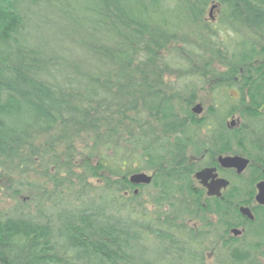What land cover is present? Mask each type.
I'll return each instance as SVG.
<instances>
[{
    "label": "trees",
    "instance_id": "1",
    "mask_svg": "<svg viewBox=\"0 0 264 264\" xmlns=\"http://www.w3.org/2000/svg\"><path fill=\"white\" fill-rule=\"evenodd\" d=\"M173 1L167 7L165 0H0V163L27 166L40 155L55 186L88 178L102 183L97 200L61 210L57 222L42 209L39 219L28 213L0 215V264H160L136 247L141 222L119 215L132 209L134 188L147 185L131 184L129 175L150 171L156 202L173 208L172 221H164L171 228L182 214L192 218L211 210L193 190L198 167L188 153L197 156L206 146L197 130H231L224 153H256L258 131L264 130V70L254 61V45L222 58L225 69L200 58L201 78L237 92L225 110L208 108L207 120L189 109L193 95L181 111L164 89L161 75L172 64L162 51L175 42L183 21L202 20L211 1L222 3L232 23L261 31L264 0ZM37 9L85 27L90 38L83 47L94 60L90 67L61 60L31 42L29 14ZM185 58L194 68L197 63ZM233 115L229 127L226 119ZM40 135L49 137L41 149ZM78 138L79 164L71 160ZM60 144L63 161L55 150Z\"/></svg>",
    "mask_w": 264,
    "mask_h": 264
},
{
    "label": "rangeland",
    "instance_id": "2",
    "mask_svg": "<svg viewBox=\"0 0 264 264\" xmlns=\"http://www.w3.org/2000/svg\"><path fill=\"white\" fill-rule=\"evenodd\" d=\"M210 3L203 10L202 20L183 21L175 42L168 44L162 51L163 57L172 64L171 70L161 75L164 89L173 95L175 104H180L181 107L178 106L181 111L185 106V99L193 95L189 109L196 103L201 104L202 112L197 114L196 118L205 117V120L212 116L208 113V108L225 110L227 104L237 96V92L233 88L215 87V81L209 76L201 78L196 71L201 65L200 58H211L212 66L216 69H225L222 58L228 57L233 50H242L245 43H249V46L252 44L255 48L262 44L261 37L252 28L240 23L234 24L230 18L226 20L227 11L222 3L216 2L219 6H215L209 17ZM164 4L171 7L174 1L165 0ZM172 14L167 13L170 20L173 18ZM27 33L31 42L61 60L79 64L84 61L85 67H90L94 62L85 54L86 49L83 47L88 45L83 40L90 38L85 27L67 22L50 9H37L34 14H29ZM185 57L192 59L198 65H192L194 66L192 68ZM258 58L256 56L254 61L257 62ZM232 119L236 121V116H229L226 121ZM153 127L158 132L157 127L155 125ZM201 129L198 134L203 135L206 128ZM48 138L40 135L36 139L39 149ZM81 141L80 138L75 140L77 152H71V160L77 164L82 158L79 153L83 152ZM64 149L62 144L55 147L61 161L66 158L63 154ZM39 156L27 162V166L19 164L20 162L18 165L0 163L1 216L28 213L39 219L38 212L42 209L44 214L51 215L52 220L57 222L56 216L61 210L97 200L102 186L100 180L88 178L87 183L83 184L75 180L69 184L62 181L60 185L55 186L48 177V171L41 167ZM188 156L196 162V167H199L198 157L190 153ZM49 166L51 163L46 165ZM141 171L150 173L147 170ZM136 194V198L131 200L132 209H123L119 215L129 216L141 222L136 247L144 256L160 264H262L258 258V249L254 247H251L252 256L247 260L234 257L232 253L235 249L223 243L222 226L207 212H199L197 217L192 218L182 214L178 219L173 220L175 226L170 228L164 221H172L170 214L173 208H170L166 202H156V190L151 185H146L141 189L138 188ZM182 197L192 200L189 196L182 195ZM127 205L130 207L129 204ZM242 238H245L241 244L245 249L248 237Z\"/></svg>",
    "mask_w": 264,
    "mask_h": 264
},
{
    "label": "flooded vegetation",
    "instance_id": "3",
    "mask_svg": "<svg viewBox=\"0 0 264 264\" xmlns=\"http://www.w3.org/2000/svg\"><path fill=\"white\" fill-rule=\"evenodd\" d=\"M210 4L209 17H211L212 10L216 8L215 6H219L214 1H211ZM262 7L264 8V3ZM228 18L227 15L226 20ZM256 33L262 40V44L254 48L255 54L259 57L256 63H261L264 70V28ZM243 47H246L247 51L250 49L249 43L243 44ZM261 111L264 116V104H262ZM226 125L231 127L230 121L226 122ZM201 130L203 131V129ZM201 130H197V133ZM230 133L231 130L205 129L203 135L199 134L206 146H204L203 152L196 156L200 162L196 171L210 168L212 171L207 183L223 179L226 184L220 186L217 194H208L207 187L194 177L193 190L197 200L201 201L203 206L209 204L211 210L207 213L222 226L223 243L235 249L232 255L238 259L247 260L252 256L251 247H254L258 249L260 263L264 264V204L256 201L257 185L261 182L264 183V130L258 131L257 150L250 156L223 152V148L226 147L224 144L231 141ZM217 136L218 138H216ZM249 143L251 140L246 138L247 146ZM232 155H239L247 160V164L241 172H237L233 167L220 165L219 157ZM217 206L221 208L217 209ZM241 207L247 210L244 212ZM243 236L248 237L245 249L241 245L245 240L242 238Z\"/></svg>",
    "mask_w": 264,
    "mask_h": 264
},
{
    "label": "water",
    "instance_id": "4",
    "mask_svg": "<svg viewBox=\"0 0 264 264\" xmlns=\"http://www.w3.org/2000/svg\"><path fill=\"white\" fill-rule=\"evenodd\" d=\"M191 111L194 114L201 113L202 112L201 104L199 103L194 104L191 108ZM234 124H235V121L233 119L230 120V125L233 126ZM219 163L220 165L224 167H233L236 169L237 172H241L246 166L247 160L243 158L242 156L232 155V156L219 157ZM211 171L212 169L210 168L201 169L194 173V177L196 179H199L200 182L207 187L208 194H215V193L217 194L218 193L217 190L220 188V186H224L226 184V181L223 179H220L217 181H211L207 183V179L211 176ZM128 180L133 185L149 184L151 182V175L145 172H135L129 175ZM257 187H258V193L256 194V201L264 204V183L262 182L259 183ZM137 191H138L137 189H134L133 193L136 194ZM241 210L245 212V210L247 209L241 207Z\"/></svg>",
    "mask_w": 264,
    "mask_h": 264
}]
</instances>
